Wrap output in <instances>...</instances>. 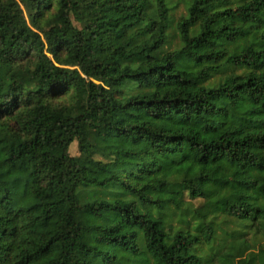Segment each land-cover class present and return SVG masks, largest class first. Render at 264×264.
Instances as JSON below:
<instances>
[{
    "label": "trees",
    "instance_id": "1",
    "mask_svg": "<svg viewBox=\"0 0 264 264\" xmlns=\"http://www.w3.org/2000/svg\"><path fill=\"white\" fill-rule=\"evenodd\" d=\"M252 148L264 0H0V264H264Z\"/></svg>",
    "mask_w": 264,
    "mask_h": 264
},
{
    "label": "rangeland",
    "instance_id": "2",
    "mask_svg": "<svg viewBox=\"0 0 264 264\" xmlns=\"http://www.w3.org/2000/svg\"><path fill=\"white\" fill-rule=\"evenodd\" d=\"M181 11V9H178V12ZM73 27L78 28V24L74 21H71ZM221 104H225L224 101H219ZM250 108V102L243 98L239 104H238V111L232 112L230 117L228 118L227 122L231 124L234 127L240 128L243 131H251L255 128V123L252 122L248 117V110ZM134 116L136 117H142L143 114L139 111H133ZM175 123V119L170 120H160L159 125L163 127L171 128L173 127ZM191 125L195 128L198 127V125L195 122H192ZM201 136L204 138H208L209 134L200 132ZM92 134L88 133L87 137L91 138ZM68 154L71 156L77 155V148H76V141L72 140L67 148ZM252 151L255 152L260 160L261 165H263L262 172L254 169H238L235 166H231L226 161H219V162H207L205 164V170L213 176H220L223 178H231V179H242V178H248L253 177L258 179V187L264 188V149H256L252 148ZM194 204L198 203V200L193 202ZM74 218L77 221H81L82 218L78 216V214H74Z\"/></svg>",
    "mask_w": 264,
    "mask_h": 264
}]
</instances>
